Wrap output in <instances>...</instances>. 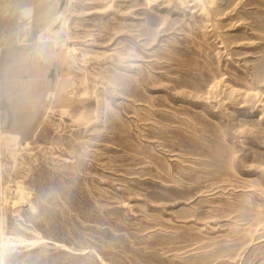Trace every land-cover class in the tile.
<instances>
[{"label": "rangeland", "instance_id": "374dc122", "mask_svg": "<svg viewBox=\"0 0 264 264\" xmlns=\"http://www.w3.org/2000/svg\"><path fill=\"white\" fill-rule=\"evenodd\" d=\"M0 106L1 264H264V0H0Z\"/></svg>", "mask_w": 264, "mask_h": 264}, {"label": "bare ground", "instance_id": "6f19581e", "mask_svg": "<svg viewBox=\"0 0 264 264\" xmlns=\"http://www.w3.org/2000/svg\"><path fill=\"white\" fill-rule=\"evenodd\" d=\"M50 40V39H49ZM50 42V41H49ZM47 43V42H46ZM41 47V46H40ZM46 48V47H45ZM1 106H0V124H1ZM18 137V136H17ZM16 139V138H15ZM9 140H10V138H9ZM8 140V141H9ZM11 141V140H10ZM28 143V142H27ZM3 137H2V134H1V130H0V156L2 155V152H3V147H5V146H3ZM29 144V143H28ZM19 145V144H18ZM28 146V145H27ZM7 148L9 149V147L7 146ZM3 157V156H2ZM1 168H2V165H1ZM0 198H1V200H2V194H1V196H0ZM18 204V203H17ZM0 234L1 235H3V229H2V227L0 228ZM5 241H3L2 242V245H5ZM2 250V249H1ZM1 264V263H0Z\"/></svg>", "mask_w": 264, "mask_h": 264}]
</instances>
